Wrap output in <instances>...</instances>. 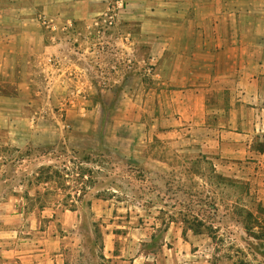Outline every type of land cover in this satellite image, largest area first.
<instances>
[{
  "label": "crops",
  "instance_id": "obj_1",
  "mask_svg": "<svg viewBox=\"0 0 264 264\" xmlns=\"http://www.w3.org/2000/svg\"><path fill=\"white\" fill-rule=\"evenodd\" d=\"M106 1L0 0L2 125V100L37 95L39 81L82 78L63 55L70 44L57 41L50 24L88 22ZM125 1L126 21L140 23V37L126 32L125 44L146 50L135 60L157 82L144 90L141 118L131 116L128 158L158 170L171 160H201L195 176L230 171L229 161L246 159L253 140H264V0ZM42 141L0 140V148ZM7 156L0 152V160ZM0 176V264H214L201 236L180 224L160 231L155 217L139 213L119 223L112 199L95 200L89 212L72 210L6 185L4 164Z\"/></svg>",
  "mask_w": 264,
  "mask_h": 264
},
{
  "label": "rangeland",
  "instance_id": "obj_2",
  "mask_svg": "<svg viewBox=\"0 0 264 264\" xmlns=\"http://www.w3.org/2000/svg\"><path fill=\"white\" fill-rule=\"evenodd\" d=\"M128 5L108 0L88 22L50 24L57 41L71 46L63 51L67 64L83 76L39 81L37 95L2 100L8 110L3 125L0 119V140H43L36 147L0 148L8 154L0 160L6 185L85 212L97 199H112L119 223L139 213L155 217L160 231L175 222L200 235L214 264H264V140H253L246 159L229 161L230 171L208 176H195L205 167L201 160H171L158 170L155 163L128 158L131 116L141 118L145 93L157 84L135 60L146 50L125 44L126 32L140 37V23L126 21ZM141 201L149 208H137Z\"/></svg>",
  "mask_w": 264,
  "mask_h": 264
},
{
  "label": "built area",
  "instance_id": "obj_3",
  "mask_svg": "<svg viewBox=\"0 0 264 264\" xmlns=\"http://www.w3.org/2000/svg\"><path fill=\"white\" fill-rule=\"evenodd\" d=\"M123 4H118V6H122ZM109 14H106V16H108ZM114 19H115V15H110L109 16V23L112 25L114 23Z\"/></svg>",
  "mask_w": 264,
  "mask_h": 264
}]
</instances>
